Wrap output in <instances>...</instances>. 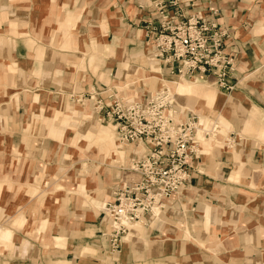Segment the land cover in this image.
Returning <instances> with one entry per match:
<instances>
[{"label": "crops", "instance_id": "1", "mask_svg": "<svg viewBox=\"0 0 264 264\" xmlns=\"http://www.w3.org/2000/svg\"><path fill=\"white\" fill-rule=\"evenodd\" d=\"M155 1L0 0V81L10 70L14 91L4 103L6 95H0V264H264V86L258 69L264 61V0H177L185 14L213 16L228 30L236 88H218L223 100L191 85L178 102L201 112L207 102L222 100L230 128L221 133L229 132L231 143L200 145L184 190L112 249L104 206L131 176L109 165L118 159L115 148L126 151L117 140L104 143L108 129L95 127L101 118L84 94L119 87L130 98L139 92L142 101L161 89L128 81L158 67L147 55ZM65 115L71 130L53 138ZM73 130L83 137L99 130L92 153L103 166L68 158L74 150L63 140ZM88 135L82 139L91 140ZM4 231L12 233L9 239Z\"/></svg>", "mask_w": 264, "mask_h": 264}, {"label": "built area", "instance_id": "2", "mask_svg": "<svg viewBox=\"0 0 264 264\" xmlns=\"http://www.w3.org/2000/svg\"><path fill=\"white\" fill-rule=\"evenodd\" d=\"M155 1L156 24L151 62L165 68L170 76L214 79L222 91L237 86V61L227 52L228 30L213 16L185 14L177 0ZM91 110L105 124H112L119 141L131 147L123 170L130 179L115 187L104 211L111 220L112 249L147 217L156 219L166 208L165 201L181 193L191 178L192 161L199 158L203 142L219 137L218 125L205 127L200 116L188 111L183 117L171 88L152 92L142 101L122 95L119 87L95 88L84 94ZM87 103V102H86ZM78 104H84L80 98ZM202 132V137L199 133ZM218 139V138H217ZM231 143V141H227Z\"/></svg>", "mask_w": 264, "mask_h": 264}, {"label": "rangeland", "instance_id": "3", "mask_svg": "<svg viewBox=\"0 0 264 264\" xmlns=\"http://www.w3.org/2000/svg\"><path fill=\"white\" fill-rule=\"evenodd\" d=\"M152 48V47H151ZM151 52H152V49L150 50V51H148V53H147V55H148V59L150 60V62H151V56H150V54H151ZM2 62V61H1ZM2 63H4V62H2ZM153 64H154V62H152ZM155 64H157V63H155ZM158 65V67H157V69H161V65H159V64H157ZM260 68V74L263 76H261V78H260V80H261V82H262V85L264 86V61H262L261 62V65L260 66H258V69ZM9 71L10 70H8V69H6V70H3V74H4V79L3 80H1L0 81V84H3L4 85V88H3V86L2 85H0V95L1 96H3V97H5V95H6V98H5V100L3 101V103L4 102H7V101H9V99L10 98H12L13 97V95H14V91H13V89L11 88V81H10V76H9ZM141 71H144V70H141ZM160 72L162 73V77L164 76V80H166L167 81V84H159V85H157L156 87H151V85H149V83L147 82V81H145V80H142V78L141 79H136V78H131V77H133V76H130L129 78H128V81H129V83L130 82H133L134 84H136L137 86H145V88H161L160 90H162L163 88H167V87H169V88H171V90L175 93V95H176V99H177V102H178V99L180 98V99H185V98H187V97H181L175 90H174V88H172L173 87V85H174V82H181V81H184L186 84H190V85H194V86H199L200 88H202L203 90H207V91H215L223 100L225 99L224 97H223V95H221V91L218 89V87H217V85L215 84V81H214V79H205V81H198L197 80V78H192V79H185V78H179V77H176V76H171V77H167L161 70H160ZM149 74V75H151V72H146L145 71V74ZM153 73V72H152ZM147 74V75H148ZM154 74V73H153ZM103 78H101V80H102ZM186 81H188V83L186 82ZM170 82V83H169ZM171 83H173V84H171ZM188 84V85H189ZM127 85H130V84H127ZM126 85V86H127ZM168 85V86H167ZM131 87V86H130ZM5 88H6V90H5ZM129 88V87H128ZM7 91V92H6ZM155 93V92H154ZM28 95V97H32V96H34V95H36V94H30V93H28L27 94ZM186 96H189V93L186 95ZM199 96V95H198ZM200 97V96H199ZM18 98V97H17ZM16 98V99H17ZM44 98V100L43 101H46V98L45 97H43ZM179 99V100H180ZM139 101V100H138ZM179 103V102H178ZM210 102H207V104H208V106L207 107H205V108H201L200 109V111L202 112H199V111H197V110H195V109H191V108H189L188 107V105L187 104H180L179 103V105L183 108V111H185V110H187V109H190V111H193L194 113H196L198 116H201V114H203L202 116H204V118H202L201 117V119H206L205 118V115L208 117L207 119L208 120H211V123H213L214 121H218V119L220 118V130H219V137H217L218 139H217V141L219 142V143H221V144H219L217 141H216V138H213V139H210V140H208V141H205V142H203V146H207V144H209L210 143V147H208V148H210V149H212L213 147H215V146H221V147H224V145H225V143H227L226 142V140L225 139H227L228 138V134H229V132H226V133H221V131H223V129L222 128H227V129H229L230 128V126H229V124H228V122L230 123V120H229V118H228V116H227V113H226V111H225V109H224V104H223V101L221 100V104H217V102L216 103H210ZM56 106H57V108H60V104H58V103H54ZM78 107V106H77ZM207 108V109H206ZM189 110H187L186 112H184V114H183V117H182V119H184L185 117H186V113L188 112ZM208 112V114L207 113H204V112ZM77 112V111H76ZM62 115V114H61ZM69 115V114H68ZM66 117H68L67 115H65V118H64V120L62 121L63 123H62V127H61V132H59V131H57L56 129H54L53 128V130H52V132H51V136L54 138V137H56V138H58L59 140H61L62 138H63V131H65L66 129H70L71 130V127L69 126V122L71 121V118H70V116H69V118H66ZM76 118V114H75V112H73V117H72V119H75ZM95 127H97V128H99V130L101 129H105V128H107L108 130H107V132L109 133V139L107 140V141H105L104 143H106V142H108V141H111V142H113V144H114V142H115V140H117V143L119 144V146L121 147V148H123V149H125V151H126V153H124L123 151H121V150H118V148H115V149H117L116 151H117V153L119 154V156H118V159L117 160H115L114 162H110L109 163V165L110 166H118L120 169H122V170H124L126 167H127V165H128V161H129V158H128V154H129V151H130V149H131V147H129V146H125V145H123L120 141H119V139H118V137H117V134H116V132H115V129H114V126L112 125V124H105V123H103V121L101 120V122L100 123H98L97 125H95ZM99 130H96V132L94 133V134H92V136H91V134H87L88 136H91V140H90V138L88 139V140H83L82 138H86V136H84L83 137V134H80V133H78V132H75L74 130V132L73 131H68L67 133H66V138L63 140V142H65L66 144H68V146L69 147H72V150H74V152L72 151V153H74L73 155H69V157L68 158H71V159H73V160H75V159H85V160H90V161H94L95 163H96V165H97V162H98V157L97 156H93V153H92V150H94V140H95V137H96V135L97 134H99L100 132H99ZM100 130V131H101ZM224 132V131H223ZM73 133H75V137H74V143H73V141L71 140L72 139V136H73ZM82 142V143H80V141ZM214 140V141H213ZM211 141H213L212 143H211ZM89 143V144H88ZM92 143V144H91ZM105 145H107V146H110L109 145V143L108 144H105ZM114 146V145H113ZM122 152V153H121ZM71 153V154H72ZM94 154H95V152H94ZM98 163H100L102 166H103V164L104 163H102V162H98ZM96 168V167H95ZM95 168H94V170H95ZM105 171H107L108 172V170H107V168L105 169ZM94 172V171H93ZM93 172L91 173V174H93ZM112 173H113V171L111 170V169H109V173H108V180H110L111 179V176H112ZM54 194L55 193H50L49 194V197H53V199H55L56 197L54 196ZM25 223V221H21L20 222V224H24ZM11 232L10 231H4L3 233H2V236H3V238L4 239H9L10 238V236H11Z\"/></svg>", "mask_w": 264, "mask_h": 264}, {"label": "bare ground", "instance_id": "4", "mask_svg": "<svg viewBox=\"0 0 264 264\" xmlns=\"http://www.w3.org/2000/svg\"><path fill=\"white\" fill-rule=\"evenodd\" d=\"M148 60V59H147ZM159 68V67H158ZM161 70V69H160ZM160 70H157L156 68H155V70L153 71V73L151 72V75H149L148 73V75L147 74H145L144 76H139V74L141 73L140 71H139V73H138V76H136V79L138 80V79H141L142 78V80H145V81H147L148 83H149V85H151V87H156L157 85H161V84H167V81L166 80H164V76L162 77V73L160 72ZM170 83V82H169ZM171 84H173V83H171ZM168 86V85H167ZM144 87V86H143ZM172 88H174V90L180 95V96H186L188 93H191L192 91H191V89L190 88H195V87H192L191 85H188V84H186L184 81H181V82H174V85H173V87ZM146 91H148V89L146 90ZM159 91V90H158ZM155 92H157V91H155ZM194 92V91H193ZM146 93V92H145ZM142 96L143 95H141L139 92H135L134 93V96L132 97L133 99H135V100H141V98H142ZM206 97H208V94H206ZM212 101V100H211ZM184 112H186V111H184ZM201 118V117H200ZM202 120V122L204 123V125H205V127L207 128V127H210L211 125L209 124V125H207L206 123H205V121L203 120V119H201ZM215 124H217L218 125V131L220 130V124H218V123H215ZM136 226V225H135Z\"/></svg>", "mask_w": 264, "mask_h": 264}]
</instances>
